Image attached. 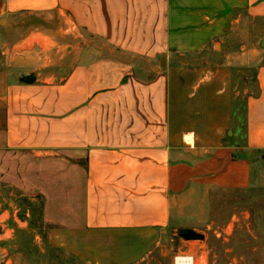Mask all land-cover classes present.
<instances>
[{
  "label": "crops",
  "instance_id": "1",
  "mask_svg": "<svg viewBox=\"0 0 264 264\" xmlns=\"http://www.w3.org/2000/svg\"><path fill=\"white\" fill-rule=\"evenodd\" d=\"M263 39L264 0H0V186L120 248L204 229L264 162Z\"/></svg>",
  "mask_w": 264,
  "mask_h": 264
},
{
  "label": "rangeland",
  "instance_id": "2",
  "mask_svg": "<svg viewBox=\"0 0 264 264\" xmlns=\"http://www.w3.org/2000/svg\"><path fill=\"white\" fill-rule=\"evenodd\" d=\"M29 21L25 26H35ZM32 24V25H29ZM94 56L109 54L101 41L85 36ZM190 89L189 91H191ZM256 186L249 191L213 196L217 215L197 233L204 240H186L185 231L167 230L121 238H75L57 234L44 224L42 201L0 186V264H177L191 255L196 264H264V162L257 161ZM191 230V229H190ZM145 241L142 248L139 242ZM144 243V244H145ZM183 264V262H181Z\"/></svg>",
  "mask_w": 264,
  "mask_h": 264
},
{
  "label": "water",
  "instance_id": "3",
  "mask_svg": "<svg viewBox=\"0 0 264 264\" xmlns=\"http://www.w3.org/2000/svg\"><path fill=\"white\" fill-rule=\"evenodd\" d=\"M260 47L264 50V39L260 42ZM26 83H33L35 81L34 76H28L26 78ZM182 237L186 240H204L205 236L203 234L197 233L192 230H187L184 233H182Z\"/></svg>",
  "mask_w": 264,
  "mask_h": 264
},
{
  "label": "clouds",
  "instance_id": "4",
  "mask_svg": "<svg viewBox=\"0 0 264 264\" xmlns=\"http://www.w3.org/2000/svg\"><path fill=\"white\" fill-rule=\"evenodd\" d=\"M181 262H183V264H196L195 258L191 255L177 257V264H181Z\"/></svg>",
  "mask_w": 264,
  "mask_h": 264
}]
</instances>
